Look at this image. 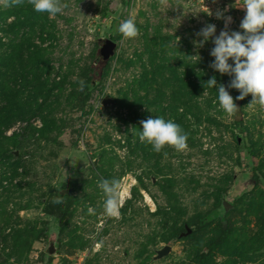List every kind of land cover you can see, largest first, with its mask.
<instances>
[{
    "label": "rangeland",
    "instance_id": "rangeland-1",
    "mask_svg": "<svg viewBox=\"0 0 264 264\" xmlns=\"http://www.w3.org/2000/svg\"><path fill=\"white\" fill-rule=\"evenodd\" d=\"M67 2L49 16L0 0V87L19 89L23 103L46 80L40 109L3 131L17 144L0 154V264H264V109L247 107L251 94L235 113L220 109L204 83L232 77L209 67L211 40L196 43L206 24L224 28L217 9L243 31L244 0ZM129 17L135 38L117 31ZM197 53L195 64L187 55ZM104 95L114 103L102 106ZM158 116L189 133L185 150L165 156L140 141L139 122ZM102 178L120 180L118 216L104 213Z\"/></svg>",
    "mask_w": 264,
    "mask_h": 264
},
{
    "label": "clouds",
    "instance_id": "clouds-1",
    "mask_svg": "<svg viewBox=\"0 0 264 264\" xmlns=\"http://www.w3.org/2000/svg\"><path fill=\"white\" fill-rule=\"evenodd\" d=\"M25 3L35 12L46 13L49 16L60 14L69 7L67 0H4V7H21ZM242 8L245 15L239 28L243 31H233L229 28L232 17L225 15L228 11V8H225L217 9L214 13L216 19L224 21V28L219 35L216 34V26L210 23L196 33L197 37H202L196 42L198 47H203L209 40L214 44L210 50L214 60L209 67L222 75L227 74L232 77L227 86L218 84L215 76L204 83L208 88L217 89L219 107L229 114L239 111L234 100H244L249 94L252 99L247 107L259 106L264 109V0H244ZM207 14L212 16L213 12L208 9ZM117 31L125 38H135L140 34V29L131 17L121 21ZM187 57L195 64L202 59L198 53ZM230 60L232 63H229ZM79 84L81 88L84 87V81H79ZM226 87L236 89L240 94L234 98ZM139 123L142 125V130L139 132L140 141L150 145L155 153L164 152L168 146L176 151H183L188 147L189 133L172 119L166 120L162 116L149 117ZM164 155L166 156L167 152H164ZM97 183L105 197L104 213L109 217L120 215V180L102 178ZM53 202L62 203V200L56 198ZM87 211L90 215L95 214V209L91 206ZM100 243L103 244V241Z\"/></svg>",
    "mask_w": 264,
    "mask_h": 264
},
{
    "label": "trees",
    "instance_id": "trees-1",
    "mask_svg": "<svg viewBox=\"0 0 264 264\" xmlns=\"http://www.w3.org/2000/svg\"><path fill=\"white\" fill-rule=\"evenodd\" d=\"M110 38L113 39V37ZM33 59L34 57L32 55V58L28 59L27 62L29 64H32ZM24 80L25 82L22 81L23 84L29 83V80ZM45 84L46 80L41 81L39 88H34V94L32 95L31 100L23 103L19 101V96L21 94L19 89L10 90V87L5 86L4 84L0 87V102H2V104H0V127H2V129H0L1 155H8L9 147L17 144V141L14 139L15 135H13V133H11L10 135H5L3 133L7 124L15 119L24 118V115L26 113L32 114L34 111H38L40 109V104L36 103V100H34V96H43L42 87H44ZM235 121L237 126H239V119H236Z\"/></svg>",
    "mask_w": 264,
    "mask_h": 264
},
{
    "label": "water",
    "instance_id": "water-1",
    "mask_svg": "<svg viewBox=\"0 0 264 264\" xmlns=\"http://www.w3.org/2000/svg\"><path fill=\"white\" fill-rule=\"evenodd\" d=\"M115 48H116L115 41H113L112 39H109V38L103 39L101 41L99 49H98V54H99L100 60L102 62L107 61L113 55ZM222 84L227 86L226 82H223ZM226 90H228L227 87H226ZM113 103H114L113 99L107 95L102 96V98L100 100V104L102 106L110 105ZM11 152L13 153V155L17 154V151L15 149ZM187 231H189V230L187 229ZM55 236H56L55 232H53V231L48 234L47 247H46V252L48 254H52L55 251ZM169 251H170V246L169 245H163L159 249L155 250L153 258L158 259V258L166 255Z\"/></svg>",
    "mask_w": 264,
    "mask_h": 264
}]
</instances>
